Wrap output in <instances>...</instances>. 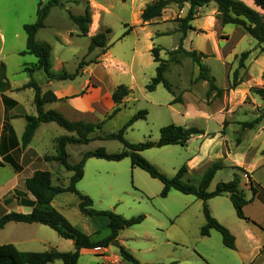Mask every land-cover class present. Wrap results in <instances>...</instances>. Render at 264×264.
Returning <instances> with one entry per match:
<instances>
[{
  "label": "rangeland",
  "instance_id": "1",
  "mask_svg": "<svg viewBox=\"0 0 264 264\" xmlns=\"http://www.w3.org/2000/svg\"><path fill=\"white\" fill-rule=\"evenodd\" d=\"M40 1L45 2V0H0V32L5 37L1 55L7 54L6 64L10 70H14L16 62L22 59L17 56L18 54L12 53V47L25 49L26 34L22 26L25 23L34 22ZM87 1L91 15L97 16L95 30L98 29L97 32H100L110 28L107 47L115 56L123 57L127 61L131 58L134 60L135 80L132 82L130 75L123 74H114V76L107 74L104 77L105 83L109 85L116 82L129 87V84H132L130 87L132 92L129 94L131 98L124 106L121 105L114 117L101 119L103 122L101 128L90 134L95 138L86 144L66 145L70 163H77L84 152L94 151L99 147H103L108 153L119 152L123 148L120 141L96 137L117 132L133 114L142 109L147 111L146 117L137 119L125 130L124 137L129 142L157 141L158 127L171 122L207 130V134L203 136L204 139L211 140L216 135L222 137L221 146L213 149L208 157L197 161L192 166L191 172L183 178L191 184L199 183L203 174L202 170L206 165L214 161L223 163L224 160L219 157V153L226 155V152H230L234 157L237 154H245L247 162L261 158L264 148V116L252 128L244 127L243 123L252 121L260 114L264 115V102L252 91L253 87L264 88L260 82L261 75L264 78V68L260 75L259 62L256 60L250 66V73L246 65L247 57L244 67L239 69V76L244 83L240 87L227 89L232 80L233 71L238 68L240 53L244 51H249L251 54L264 53L255 39L237 25L221 24L217 19L216 5L213 2L196 9V17L191 21L193 29L186 32L183 47L186 50H196L204 54V57L200 58V65L205 67L215 79V84L223 89L220 96L214 95V91L207 96V82L195 80L200 71L199 64L182 52L170 54L178 47L181 36L177 30L178 18L185 16L188 3H184L182 7L172 3L163 10L159 18L143 22L140 18L141 7L150 0H61L62 6L50 8L44 21V29L38 30L36 39L46 40L52 45L54 54L64 61V70L68 73L74 72L80 60L94 62L105 52L100 48L93 49L95 54L86 52L88 39L85 36L75 37L71 31L77 28L69 19V13L83 14ZM245 4L264 14L252 3ZM126 28H129L130 32L122 37ZM153 46L160 47L159 56L168 61L164 77L170 83L172 92L166 90L162 84H158L152 92L145 89V85L155 74L156 63L151 55ZM27 57L35 60L33 55ZM78 77L75 76L76 79ZM37 78H40L39 75ZM175 97L177 99L172 103ZM255 98L259 100L254 101ZM175 110L178 112L176 113ZM54 125L57 127L56 130L53 128L43 133L46 139L51 134L59 136L66 134L65 129L55 122ZM195 141L184 146L176 144L148 148L143 150L141 155L164 175L172 177L188 159L192 158L197 147ZM46 147H50V144H46ZM50 171L53 185L68 184L70 172L64 170L57 162L52 164ZM83 171L84 175L76 187L92 199V207L96 210H112L129 218L138 214L145 215L143 212L145 208L158 205L157 208H161L160 204H164L174 215L169 217L164 212L163 215L162 213L156 215L164 222L162 226L155 225L156 219L151 216L144 218L139 224L120 231L126 236L124 239L126 250L142 264L243 263L237 256V251L230 250L222 244L221 235L216 230H211L208 237L198 236L196 220H200L203 214L202 201L195 196L183 194L174 189H171L165 197L160 196L162 183L150 177L144 170L132 167L128 158L119 161L86 159ZM235 174L244 175L242 168L223 166L215 172L207 191H212L220 181L231 180ZM253 176L264 186V167L258 168ZM10 178L11 173L0 168V183L6 185ZM241 180L243 181L242 178ZM249 181L250 177L247 175L244 185L241 187L239 184L246 199L252 195ZM23 191H26L24 185L17 188L13 195L20 197ZM9 195L10 193L3 198ZM10 199H12L11 196ZM55 203L65 218L77 229L93 232L90 235L92 239L98 240L108 234L107 218L101 215L94 217L83 215L78 209V198L75 194L63 192L57 196ZM207 205L210 212L213 210L217 214L222 213L237 219L226 194L208 199ZM248 205L252 208L257 206L255 203ZM14 207L15 204L12 203L5 205L6 210ZM180 212L188 214L186 224L189 231L180 227L181 218H178L182 214ZM176 214L179 216L176 217ZM257 220L262 222L263 219L257 217ZM147 230H150V233L149 237L145 238L142 234ZM27 237L37 239L32 247L36 252L57 249L55 246L58 244H61L58 245L60 248L64 247L62 243L65 240L55 230L44 224L9 222L0 230V244L10 243L12 240L20 243ZM17 246L20 249L26 248L20 244ZM109 246L110 249L116 250V246L111 244ZM130 248L134 251L129 250ZM136 256L145 261H141ZM100 262L99 256L92 253L85 254L78 260V264H100ZM54 264L62 263L56 261Z\"/></svg>",
  "mask_w": 264,
  "mask_h": 264
},
{
  "label": "trees",
  "instance_id": "2",
  "mask_svg": "<svg viewBox=\"0 0 264 264\" xmlns=\"http://www.w3.org/2000/svg\"><path fill=\"white\" fill-rule=\"evenodd\" d=\"M210 2H213L216 5L217 19L221 24H234L241 27L256 40L261 51H264V14H261L256 9L246 5L241 0H152L143 7L140 13V18L143 22H150L159 18L168 5L173 3L182 7L184 3H188L189 6L185 16L178 18L177 30L181 33L178 47L171 51L170 54L173 55L182 52L185 56L190 57L193 62L199 64L200 71L195 80H203L207 82V96L213 91L215 92L214 95L220 96L223 93V89L215 84V79L207 72L205 67L200 65V58L204 57V54L202 52H197L196 50H186L183 47L186 32L193 29L191 21L196 17V9ZM253 3L264 12V0H253ZM53 6H62L61 0L40 1L37 5L36 19L34 22L25 23L22 26L26 34V42L25 49L20 52V55L31 54L36 58L35 63H25L23 65V71L32 74L34 70L40 69L45 73L46 78L49 80L74 79L85 64L84 60L78 62L77 68L73 73H67L65 71L53 72L51 70L52 47L50 43L46 41H38L36 39L37 31L45 26V18L47 17L50 8ZM91 16L88 1L84 6L83 14L74 15L69 13V19L76 26L79 36H87L92 21ZM129 32L130 29L126 28L122 37L126 36ZM109 33L110 28H105L103 31L92 35L89 38L87 52H91L94 48H100L105 51L107 48ZM159 50L160 47L157 46L151 48V55L153 61L156 63L155 74L145 85V89L148 92H151L155 90L158 84H162L166 90L172 92L170 83L164 77L168 61L159 56ZM249 53V51L240 53L238 68L232 73V80L227 87L228 90L234 89L241 82L239 69L244 67V61L249 56ZM23 87L33 88V103L36 109V115L24 116L26 124L21 136V145L24 147L29 143L39 123L55 122L67 132L73 134H65L56 138L55 154L45 156L44 159L56 161L64 170L70 172L71 175L67 185H53L51 182L52 176L50 171L40 169L35 170L32 175L24 181L26 192L34 198L33 201H29V205L32 207L31 211L27 213L7 211L0 201V230L9 222L44 224L55 230L60 237L72 240L74 249L71 251H59L51 248L40 252L22 251L12 243H4L0 244V264H48L56 260L61 261L62 264H77L80 257V250L82 248L93 249L95 247H107L117 239L120 231L129 226L139 224L144 220V214L125 218L112 210H96L92 207V199L81 193L76 187L77 182L83 177L85 160L91 157L113 161L129 158L132 167H138L144 170L150 177L156 178L162 183V188L159 193L160 196L165 197L171 189H174L183 194H191L201 199L205 223L200 228V235L208 236L211 230H216L221 235L223 245L229 249H235V237L227 227L212 216L207 201L215 196L227 194L236 216L247 220L248 218L244 215L243 208L252 200V198H245L244 193L239 186L238 175L235 174L229 181L218 182L212 191H207V187L213 179L215 172L224 166L221 161L212 162L203 172L199 183L194 185L183 179L187 174L186 164H183L172 177H168L141 155L143 150L152 147L176 144L184 146L192 136L202 134V129L194 126L185 127L170 123L160 127L159 138L157 141L146 140L137 143L129 142L124 137L125 130L137 119L146 117L147 111L142 109L133 114L117 132L96 137L99 139H114L120 141L123 148L119 152L108 153L103 147H99L94 151L84 152L82 158L77 163L72 164L68 161L66 145L88 143L91 139L95 138V136L91 137L90 134L95 132V130L100 129L103 122L100 121L96 123L84 120H70L55 109H45L46 104L57 99L51 90L42 91L41 87L32 77ZM252 91L264 102V88L253 87ZM130 92L131 90L124 84H119L113 89L111 97L115 103V107L106 114L105 119H110L116 115L120 110L121 102L130 94ZM176 99L177 98L175 97L171 102L174 103ZM263 116V114H260L252 121L244 122L243 126L252 128L260 122ZM4 128L10 127L5 123ZM262 153L264 154V148ZM7 159L8 157H5L3 160ZM3 162L6 161L0 160V165H3ZM11 165L13 169L17 170L15 164ZM249 183L253 197L257 191L261 190V187L252 180H250ZM63 192H71L77 196L78 209L83 215L89 217L98 215L105 216L107 218L106 226L108 227V234L101 239L94 240L90 235L74 227L58 210L49 208L48 204H50L55 196ZM118 249L123 261L130 264H142L130 252H128L123 245L118 244ZM97 254L99 255L100 253L97 252Z\"/></svg>",
  "mask_w": 264,
  "mask_h": 264
},
{
  "label": "crops",
  "instance_id": "3",
  "mask_svg": "<svg viewBox=\"0 0 264 264\" xmlns=\"http://www.w3.org/2000/svg\"><path fill=\"white\" fill-rule=\"evenodd\" d=\"M241 1H243L244 3L246 2L250 4L252 3L254 5L253 0L250 1L241 0ZM146 4H144L141 8L143 9V7ZM91 19L92 21L89 26L88 34L87 36H85L88 39V43H89V38L98 31V29L95 30L97 23V16L93 15L91 16ZM43 29L44 27L39 30H43ZM71 31L74 33L75 37L79 36L77 29ZM38 32L39 31H37L36 35H38ZM4 38H5L4 35L0 32V160L6 161L3 162V165H0V168H4L8 170L11 173V178L6 185L0 183V201L4 205V207L8 203L15 204L14 208H11V210H7V211L14 210L16 212L27 213L30 212L32 209V207L29 205V201H33L34 198L26 191H23L20 197L13 195V192H15V190L20 186H23L25 179L30 177L35 170L40 169V170L50 171V167L56 161L45 160L44 157L55 154V140L56 138L59 137V135L51 134V136L48 139H46L43 133H46V131L51 130L53 128L56 130L57 127L56 125H54V122H41L37 126L29 143L24 147L21 145V136L26 124V120L24 116L36 115V109L33 103V98H34L33 88L23 87V86L27 84L32 77L38 83V85L41 87L43 91L51 90L57 99L51 103L46 104L45 109H55L61 112L65 117H67L70 120L100 122L101 119L105 118L106 114L109 113L115 107V103L112 100L111 94L113 89L117 85H119L116 82L113 85L106 84L105 83L106 80L104 79V77L107 74L110 76H114V74L130 75L131 76L130 80L133 82L135 80V75L133 70L134 60L131 58L130 61H127L126 59H123V57L121 58L119 56H115L112 53L111 49L107 47L105 52H103L99 57H97L96 61L85 62L83 67L80 69L79 74L77 75L79 76L77 79L74 78V79H64V80H55V79L49 80L46 78L45 73L40 69L34 70L32 74L23 71V65L25 63L27 64L35 63L36 58L34 57L35 60H33L30 59V57H27L31 54L20 55V52L23 51L22 48L12 47L13 50L10 48V50H12V53L18 54L17 56L22 57V59L19 62H16V68L14 70H10L6 64L7 54L3 53L1 55L4 48V41H5ZM39 41H46V40L40 39ZM94 51L95 50H92L90 53L95 54ZM86 52H87V48H86ZM263 54L264 53L262 52L261 54L260 53L257 54L255 52L252 54L250 53V56H248V60L246 63L250 73H251L250 70L251 64L254 63L256 60H258L259 62L258 72L261 75V72H263V68H264ZM63 64L64 61L61 58H58V56L54 54L52 48L51 70L53 72L65 71ZM19 73L21 74L18 76ZM38 75L40 78H37ZM262 77L263 76L261 75L260 82L262 86H264V78ZM240 79L241 82L236 87H240L244 83L241 77ZM130 87H132V84H129L128 87L132 92V88ZM130 98L131 97L129 95L126 96L121 102L120 106L121 105L124 106L126 103H128V100ZM253 100L257 101L259 99L255 98ZM175 112L177 113L178 111L175 110ZM5 123H7V125L11 129L4 128ZM160 127L162 126L158 127V132ZM70 134L73 133H69L66 131V135H70ZM206 134H207V130H203L202 134L192 136L186 143L187 145L190 142L196 140L195 142L197 145L192 158L186 161V165H187L186 175H188L191 172L192 166L197 161L202 160L205 157H208L210 152L213 151V149H218V147L221 146V143L223 141L222 137L216 135L211 140H208V139H204L203 137ZM46 144L48 145L50 144V147L47 148ZM5 157H8V159L3 160ZM219 157H222V159L224 160L223 161L224 166H229L232 168L233 166H238L242 168V172L244 173L245 176L238 175L239 184L241 187L244 185V182L247 181V175H248L250 177V180H252L254 183L258 184L261 187L260 188L261 190L257 191L255 196L252 197L251 195L250 198H252V200L249 201L243 208L244 215L248 218L247 220L238 217L237 219H233L232 217L226 216L225 214L222 213L217 214L213 212V210H211V213L216 219H218L222 224H224L235 237V249H230V250L237 251V256L243 262L242 264H264V186L253 176V174L258 168L264 167V154L261 156L260 159H255L252 160L251 162L249 161L247 162L245 154H237L234 157L233 155L230 154V152H226V155L219 153ZM11 164H15L17 166V170L13 169ZM208 166L206 165L204 167L202 173L206 170ZM83 175H84V171H83ZM240 177L243 179V181L241 180ZM8 193H10L9 197L3 198ZM10 196L12 197V199H10ZM57 196H55V198L50 202V204H48V207L56 209L60 212V209L57 208L55 203L57 200ZM198 200L202 201L199 198ZM251 203H255L257 205L256 208L248 207L249 206L248 204ZM160 206L161 208H157L159 207V205L157 207L152 206L149 208H145V210L143 211L146 215L145 219H147V217L153 216L156 219L155 225L158 226H162V224L164 223L162 222L161 219H158V217H156V215H159V213L160 214L162 213L163 215L164 212L169 217L174 216L173 214H171L167 206L165 207L164 204H160ZM60 213L63 214V212ZM257 215H260L261 217ZM178 216L179 214H176V217ZM202 216L203 217H201L200 220L199 219L196 220V225L198 229L197 234L198 236H200V238H205L208 236L200 235V228L205 223L204 215ZM187 217H188L187 213H182L178 217L181 218L180 227L186 230H188L186 224ZM257 217L262 218L263 219L262 222H258ZM154 229L157 230V227L154 226ZM84 233L88 235L93 234V232L90 233L84 232ZM149 233L150 230H147V232H144L142 235L146 238L149 237ZM119 236H121L122 238H120ZM125 237L126 236L124 234L119 233L117 240H118V244H121L126 248L127 246L124 240ZM36 240H37L36 238L27 237L23 241H20V243L19 242L17 243V241L15 240H12V242L10 243L14 244L17 248H18L17 245L19 244L24 245L26 248H21V249L18 248L19 250L22 251H35V248L32 247H34ZM64 240L65 241H63L62 243V246H64L63 248H60L58 246L61 244L58 245L56 244L57 246L55 247L60 251L73 250L74 249L73 241L70 239H64ZM115 248L116 250L114 251L110 249V246L103 247L101 251H98L100 253L99 255L97 254V251L94 250V248L93 249L82 248L80 250V257L85 254L92 253L99 256L101 260L100 264H130L121 259L118 247ZM149 249L150 247L148 248V250ZM129 250L134 251L132 248H130ZM136 257L139 258L138 256ZM139 259L141 260V258ZM141 261L144 262L145 260H141ZM54 262L48 264H54Z\"/></svg>",
  "mask_w": 264,
  "mask_h": 264
},
{
  "label": "water",
  "instance_id": "4",
  "mask_svg": "<svg viewBox=\"0 0 264 264\" xmlns=\"http://www.w3.org/2000/svg\"><path fill=\"white\" fill-rule=\"evenodd\" d=\"M111 245H114V246L118 247V240L116 239L115 241H113V242L111 243Z\"/></svg>",
  "mask_w": 264,
  "mask_h": 264
},
{
  "label": "built area",
  "instance_id": "5",
  "mask_svg": "<svg viewBox=\"0 0 264 264\" xmlns=\"http://www.w3.org/2000/svg\"><path fill=\"white\" fill-rule=\"evenodd\" d=\"M102 249H103V247H95V248H94V250L97 251V252H98V251H101Z\"/></svg>",
  "mask_w": 264,
  "mask_h": 264
},
{
  "label": "bare ground",
  "instance_id": "6",
  "mask_svg": "<svg viewBox=\"0 0 264 264\" xmlns=\"http://www.w3.org/2000/svg\"><path fill=\"white\" fill-rule=\"evenodd\" d=\"M95 23H96V21H95ZM94 24V23H93ZM95 25V24H94Z\"/></svg>",
  "mask_w": 264,
  "mask_h": 264
}]
</instances>
